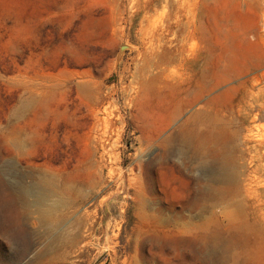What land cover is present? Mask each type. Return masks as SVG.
<instances>
[{"label":"rangeland","instance_id":"374dc122","mask_svg":"<svg viewBox=\"0 0 264 264\" xmlns=\"http://www.w3.org/2000/svg\"><path fill=\"white\" fill-rule=\"evenodd\" d=\"M188 117L240 196L196 199ZM0 264H264V0H0Z\"/></svg>","mask_w":264,"mask_h":264},{"label":"bare ground","instance_id":"6f19581e","mask_svg":"<svg viewBox=\"0 0 264 264\" xmlns=\"http://www.w3.org/2000/svg\"><path fill=\"white\" fill-rule=\"evenodd\" d=\"M169 64L170 59L162 57L161 64L157 65L159 67L154 73L155 75L157 74L163 77L165 82L167 81V84L169 83L168 79L171 76V71L168 68ZM70 74L66 73L61 78L60 85L63 89H66L68 82L71 81L74 83L77 91L90 90L91 81L89 80V73L81 71ZM33 101L34 98L30 96L28 102L31 103ZM20 110L21 108L18 112ZM189 119V117L186 118L178 129L176 136L181 142L179 150L187 154L186 156L189 159L191 169L198 167L202 172L201 175L195 178L196 199L199 202L210 200L213 203H216L223 199H232L240 196V185L242 181L241 169L236 162V149L232 138L227 136L223 131V133H221L223 139H216L214 138L217 135L216 133L210 130L208 132L206 130L203 131L198 127L191 126L188 123ZM200 182L202 184H200ZM36 183L38 185L50 186L54 185V179L53 176H48L33 182V184ZM65 188V186H60L58 189L60 193L63 194L67 192V189ZM55 208V204L52 205L46 203L43 198H40L34 203L35 212L39 218L43 220L52 218ZM79 238L78 235H74L72 237V243H75ZM218 246V242H213L210 249L211 252H213Z\"/></svg>","mask_w":264,"mask_h":264},{"label":"crops","instance_id":"0c3cea01","mask_svg":"<svg viewBox=\"0 0 264 264\" xmlns=\"http://www.w3.org/2000/svg\"><path fill=\"white\" fill-rule=\"evenodd\" d=\"M261 73H263V72H261ZM260 78L261 77L259 76V74H255V75L250 74V77L248 79H249V82H251L253 79H260ZM261 102H262L261 104H263V101H261Z\"/></svg>","mask_w":264,"mask_h":264}]
</instances>
